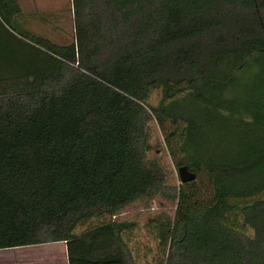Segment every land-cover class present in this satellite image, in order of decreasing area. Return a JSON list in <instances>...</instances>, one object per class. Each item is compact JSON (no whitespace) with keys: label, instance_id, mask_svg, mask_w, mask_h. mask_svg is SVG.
<instances>
[{"label":"trees","instance_id":"trees-1","mask_svg":"<svg viewBox=\"0 0 264 264\" xmlns=\"http://www.w3.org/2000/svg\"><path fill=\"white\" fill-rule=\"evenodd\" d=\"M72 13L62 45L0 0V250L64 243L68 264H137L134 224L116 217L162 195L176 210L151 225L160 264H264V0ZM153 120L195 181L169 185L149 159Z\"/></svg>","mask_w":264,"mask_h":264},{"label":"rangeland","instance_id":"rangeland-1","mask_svg":"<svg viewBox=\"0 0 264 264\" xmlns=\"http://www.w3.org/2000/svg\"><path fill=\"white\" fill-rule=\"evenodd\" d=\"M69 16V15H68ZM29 23L33 21L29 20ZM33 34L51 38L57 44H68L74 37V22L69 17L63 25L54 26L52 24L42 25L40 21L34 20L30 25L23 24ZM161 101L159 91L153 92L150 105L156 107ZM150 151L149 159L157 160L166 170L169 176V185H179V170L166 147L162 131L155 120L150 123ZM176 205L169 198L156 196L153 199H140L130 206L124 208L116 217V221L132 223L134 226L126 232V240L129 242L137 264H160L162 250L159 249V242L156 239L152 224L154 220L168 215L174 219ZM76 232H80L78 229ZM131 239V240H130ZM2 256L9 258L18 257H40L41 264H49V261L55 260L57 264H66V248L64 243L50 244L41 246H31L23 251L1 252ZM52 264V262H51Z\"/></svg>","mask_w":264,"mask_h":264},{"label":"crops","instance_id":"crops-1","mask_svg":"<svg viewBox=\"0 0 264 264\" xmlns=\"http://www.w3.org/2000/svg\"><path fill=\"white\" fill-rule=\"evenodd\" d=\"M18 3L23 12L22 18L19 20L22 24L30 25L34 23V20H38L42 25L60 26L65 23L68 17L73 19L72 0H18ZM29 20L33 22L29 23ZM29 248L31 247L13 249L12 251H23ZM6 251L9 250H0V254ZM51 262L57 264L55 260L49 261V264ZM0 264H41V260L40 257H37V259L36 257H21V260H19L18 257L14 259L0 255ZM66 264H68L67 250Z\"/></svg>","mask_w":264,"mask_h":264},{"label":"water","instance_id":"water-1","mask_svg":"<svg viewBox=\"0 0 264 264\" xmlns=\"http://www.w3.org/2000/svg\"><path fill=\"white\" fill-rule=\"evenodd\" d=\"M179 178L181 184H186L195 181L196 175L194 173L189 172L187 167L179 168Z\"/></svg>","mask_w":264,"mask_h":264}]
</instances>
